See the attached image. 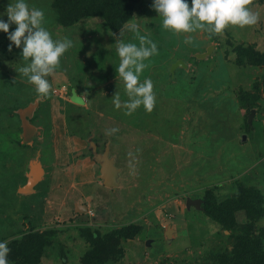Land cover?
<instances>
[{"label":"rangeland","instance_id":"rangeland-1","mask_svg":"<svg viewBox=\"0 0 264 264\" xmlns=\"http://www.w3.org/2000/svg\"><path fill=\"white\" fill-rule=\"evenodd\" d=\"M14 2L0 0V19L7 21L6 6ZM25 2L44 11L53 39L67 37L72 47L48 77L52 88L42 100L16 71L27 63L21 49L9 51L11 42L0 31V242L7 241L14 255L9 264H83L95 243L91 231L108 236L112 252L100 264H200L232 240L233 230L215 221L218 213L204 211L210 195L219 209L228 201L235 227L248 223L243 205L260 206L251 223L264 228V0L249 5L260 12L257 25L229 26L221 34L164 30L153 0H135L130 17L115 29L89 14L62 24L53 0ZM126 22L137 23L157 44L158 54L144 61L148 67L140 74L141 82L150 78L154 85L150 113L141 105L126 115L113 103L114 93L128 99L116 72V37L139 46L131 31L119 37ZM188 35L191 44L184 43ZM209 44L210 51L197 57ZM179 59L183 65L171 67ZM70 91L83 102L74 103ZM21 108L34 126L26 140ZM111 128L119 131L106 135ZM88 139L96 151L108 147L116 185L101 183ZM32 160L40 179L20 192ZM185 197L200 198L199 206L186 207ZM77 203L89 212H75Z\"/></svg>","mask_w":264,"mask_h":264},{"label":"clouds","instance_id":"clouds-1","mask_svg":"<svg viewBox=\"0 0 264 264\" xmlns=\"http://www.w3.org/2000/svg\"><path fill=\"white\" fill-rule=\"evenodd\" d=\"M253 0H153L151 7L162 17L164 30L176 34L195 33L197 31L209 34H221L229 26H255L260 21V12L252 10L249 5ZM7 21L0 19V31L7 34L9 51L12 45L21 49L20 56L26 61L25 66L16 69L28 83L34 85L38 99H47L52 85L48 80L60 66V59L72 47V41L67 37L53 39L49 30L44 27L45 13L42 9L29 7L25 0H15L6 6ZM15 29L9 31L10 25ZM131 31L139 40L136 43L124 42L116 34V51L120 63L116 68L120 79L124 83L128 99L121 101L119 94L114 93L113 103L117 109L123 107L125 114L131 115L141 105L148 113L152 112L156 103L154 85L150 78L140 81V74L148 67L145 60L158 54L157 44L145 35L140 34L139 25L126 22L120 30ZM193 37L186 36L184 43L191 44ZM74 103L83 100L75 93ZM118 128L106 129V135L118 132ZM129 156L132 153L129 152ZM130 167L132 165L130 164ZM7 241L0 242V264H9L8 254L11 249Z\"/></svg>","mask_w":264,"mask_h":264},{"label":"trees","instance_id":"trees-1","mask_svg":"<svg viewBox=\"0 0 264 264\" xmlns=\"http://www.w3.org/2000/svg\"><path fill=\"white\" fill-rule=\"evenodd\" d=\"M135 0H53V5L57 11V16L62 24H69L73 20L79 18L81 15H98L104 18L109 25L115 29L121 26L126 21L132 12V4ZM257 58V57H256ZM255 58V59H256ZM73 92L70 91L69 98L73 100ZM246 125H248L246 123ZM247 188L241 189L246 192ZM209 195V193H208ZM241 202H244L242 200ZM251 200L248 199V203ZM232 206L236 202L230 200ZM222 209L218 208L219 201L210 195L204 201V211L212 215L215 212L218 215L215 221L221 223L225 228L232 229L230 234L232 237L230 248H222L220 251L209 254L201 259L200 264H264V228L255 229L251 223L252 217L263 212L260 206L247 205L244 208L248 223H240L235 225L232 219V210L228 206V201L222 202ZM240 204V203H239ZM242 208V207H241ZM250 222V223H249ZM232 225V226H231ZM128 228V227H125ZM129 229V228H128ZM126 232L127 230H123ZM123 232V234H125ZM130 234L131 231L128 230ZM127 234V232H126ZM25 236V237H24ZM31 242L33 235H24ZM90 236L95 242L91 248L84 252L83 264H100L102 259L110 257L111 249L108 247V236L98 237L94 231H91ZM13 242H17L13 240ZM22 243V242H20ZM22 248L23 245H19ZM25 253L28 251L24 248ZM30 255V254H29ZM14 257L13 253L8 254V259ZM32 264V263H31ZM164 264V263H158Z\"/></svg>","mask_w":264,"mask_h":264},{"label":"water","instance_id":"water-1","mask_svg":"<svg viewBox=\"0 0 264 264\" xmlns=\"http://www.w3.org/2000/svg\"><path fill=\"white\" fill-rule=\"evenodd\" d=\"M212 45L209 44L205 47L204 51L196 53L197 57H203L205 54H207ZM180 64L183 65V62L179 59L171 63V67H174L175 65ZM254 112V109L251 108L249 113L246 116V123L249 125L251 121L252 114ZM27 108H21L19 110V118H20V125H21V134L23 139H28L34 129V126L31 125L27 119ZM241 139L245 138L244 134H241ZM88 146L91 151V157L92 159L97 162L98 164V174L97 176L101 179V183L106 186H114L117 184V171L118 168L113 164V158L108 154V147L105 146L102 151H96L95 144L93 141L88 139ZM28 173L26 177V181L17 187V190L20 192H29L33 189V185L40 179L41 176V168L39 164L32 160L30 162V165L28 167ZM201 199L200 198H190L185 197L184 203L186 207L189 206V204H192L193 206H199ZM74 211L76 212H83L86 210L85 203H77L73 207ZM172 229L167 225L164 229V234L166 237L169 236V233ZM148 241H146L147 243Z\"/></svg>","mask_w":264,"mask_h":264},{"label":"flooded vegetation","instance_id":"flooded-vegetation-1","mask_svg":"<svg viewBox=\"0 0 264 264\" xmlns=\"http://www.w3.org/2000/svg\"><path fill=\"white\" fill-rule=\"evenodd\" d=\"M76 212V211H75ZM83 212H89V209L86 207V210L85 211H83ZM79 213V212H78ZM90 213H91V211H90Z\"/></svg>","mask_w":264,"mask_h":264},{"label":"built area","instance_id":"built-area-1","mask_svg":"<svg viewBox=\"0 0 264 264\" xmlns=\"http://www.w3.org/2000/svg\"><path fill=\"white\" fill-rule=\"evenodd\" d=\"M64 86H61V87H59V89L58 90H62V88H63Z\"/></svg>","mask_w":264,"mask_h":264},{"label":"crops","instance_id":"crops-1","mask_svg":"<svg viewBox=\"0 0 264 264\" xmlns=\"http://www.w3.org/2000/svg\"><path fill=\"white\" fill-rule=\"evenodd\" d=\"M88 180V179H87ZM86 205V204H85ZM87 207V206H86Z\"/></svg>","mask_w":264,"mask_h":264}]
</instances>
